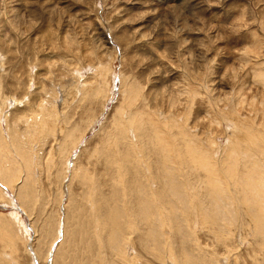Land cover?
Returning <instances> with one entry per match:
<instances>
[{"label": "rangeland", "instance_id": "1", "mask_svg": "<svg viewBox=\"0 0 264 264\" xmlns=\"http://www.w3.org/2000/svg\"><path fill=\"white\" fill-rule=\"evenodd\" d=\"M121 107L120 122L127 126L135 120L141 127L125 131V139L116 127ZM170 120L178 123L172 130L166 128ZM0 126V137L5 135L0 172L5 170L8 178L14 170L10 179L20 178L12 188L0 178V264H123L112 256L106 240L109 228L99 220L105 223V212L114 208L110 191L124 202V181L128 197L135 186L134 157L123 160L128 147L140 154L139 177L147 179L151 168L159 170L156 126L168 130L172 144L194 143L204 150L199 158L211 164L209 172H196L189 165L187 178H194L190 200L197 193L203 197V178L219 172L226 175L225 190L233 199L232 208L226 207L238 210L234 224L223 232L212 220H203L199 206L197 213L193 205L186 212L184 207L176 232L170 208L166 212L159 203L148 220H135L126 237L132 242L128 252L134 263L264 264V236L256 232L248 211L249 216L243 213V185L237 180L244 163L254 178L264 179V169L251 162L263 159L254 146L264 143V0H0ZM69 133L71 142L76 140L74 148L64 146ZM248 134L256 145L248 144L250 150L243 154L237 151L242 158L234 159L238 166L233 178L226 174L231 163L227 153L235 138L242 135L244 140ZM111 149L115 153L109 160ZM120 164L126 170L119 171ZM24 184L31 198L27 205L18 197ZM92 187L99 195L94 201L89 199ZM151 188L157 189L156 181ZM98 201L103 209L95 211ZM202 202L209 209L211 202ZM150 230H157L164 244L159 253L145 251ZM95 234L103 237L101 248L95 245ZM181 246L185 262L179 257Z\"/></svg>", "mask_w": 264, "mask_h": 264}, {"label": "bare ground", "instance_id": "2", "mask_svg": "<svg viewBox=\"0 0 264 264\" xmlns=\"http://www.w3.org/2000/svg\"><path fill=\"white\" fill-rule=\"evenodd\" d=\"M97 90V89H96ZM103 91H100V92H97L96 94H99V93H102ZM125 107H121V109H119L118 111V122H117V125L116 127L119 128V131L122 132L121 134V137L125 139V136L124 135V132L125 131H141V127L137 126V123H134V121H132L130 123V125H123V123L120 122V120H122V116L124 115L123 112H124V109ZM43 109V108H42ZM42 113H40V119H43V122L47 121L45 120L46 118V114L44 115L43 111L41 110ZM53 112V111H52ZM129 113V111H127ZM46 113V112H45ZM57 113V112H56ZM34 115V113H33ZM147 115V114H146ZM38 117V116H36ZM122 117V118H121ZM149 117V116H148ZM121 118V119H120ZM152 118V117H151ZM36 119V118H35ZM39 119V120H40ZM136 119V118H135ZM171 119V118H170ZM28 121V120H27ZM49 121V120H48ZM52 121V120H51ZM130 121V120H129ZM150 121V120H149ZM31 122V121H29ZM35 122V121H33ZM42 122V121H41ZM148 122V121H146ZM36 123V122H35ZM38 123V122H37ZM40 123V121H39ZM177 123V121H174V120H170V125L167 126L166 128L168 130H172L171 127L173 125H175ZM48 124V123H47ZM46 124V125H47ZM51 124V123H50ZM150 124V123H149ZM178 124V123H177ZM28 125V123H27ZM37 125H40L41 124H37ZM151 125V124H150ZM156 125V124H155ZM45 126V124H44ZM54 126V125H53ZM1 127V126H0ZM15 127V126H14ZM43 127V126H42ZM124 127V128H123ZM187 127V126H186ZM245 127V126H244ZM34 128V127H33ZM45 128V127H44ZM62 128V127H60ZM154 128H157V132L159 133V135L157 134V136H155L156 134L154 133L153 137L156 138V141H157V149H156V154L157 156L160 157V160L158 162H156V164H158V169L157 171H153V169L151 168V171H149V176L147 177V179L145 177H139L137 173L138 170H139V167H138V158L139 155H138V150L136 148H132V147H128L129 150L126 149V153L123 155V160L126 158L129 157V160H130V157L134 159L135 161L132 160V163H133V166L135 168L134 171H137L136 172V179L135 181H133L135 183V186H133L132 188H130V192H129V197H128V188L127 185L125 186V181H124V184H122V187L124 188L125 191H123V196L124 197V202L122 201V198L114 193V192H111L110 191V195L109 197H112L114 199V208L109 212H105V215L108 214L106 216V222L104 223L102 220H99V223L100 225H103V226H106L108 229V234H107V244H108V248L109 250L112 252V256H114L115 258L117 259H120L121 258V262H124L126 264H133L135 262V258H132L130 257L129 255V250H128V247H129V244L131 245V239L129 238H126L127 235L131 234L130 231L132 230V228L135 226V220H138V218H140L141 220H146L147 218L150 217V214H153L155 211H151L152 210V207H154V209H158V205L159 203L161 204L162 203V206L164 208V210H166V212L168 211L167 209L170 208L168 211V214L169 216L171 217L172 219V225H173V228L176 229L175 231L176 232H180V218L177 217L178 214H182L184 215V212H182L181 210H184V207H187L184 211H188V207L192 206L191 208L195 209L193 213H197L199 208L198 206L200 207V212L203 216V220L205 221V219L207 220H212V224L215 225V227L219 230H222L223 232L227 231L226 229H228L229 226H232L234 223V212L236 213L237 210L236 209H233V210H230V208H227L226 206H230V202H232L230 198V195L227 194V191L225 190V186H226V180H225V174H219L216 173V174H209L210 178L211 179H208L206 176L203 178L202 180V183L200 185V190L203 191L204 193V196L202 197V193L200 194H195L196 196V199L193 197L192 200H190V196H189V193L188 191L193 188L191 187L190 189V181L194 178H192L190 181L188 180L187 178V170L190 171V169L188 168L189 165L191 166V168H195L196 169V172H198L197 168L199 169V171L201 170V168H208L209 166H211V164L209 162V165L207 167V163L206 161H203L202 158H199V157H202V156H199L200 154H202L204 152V150L200 151V150H197L196 149V146L194 143L192 142H184L183 144V147H179L178 145L176 144H172L173 141L170 137V133L168 132V130H166L165 128L161 129L159 128L158 126L154 127ZM175 128V127H174ZM179 128H182L179 126ZM39 129V128H38ZM46 129V128H45ZM54 129V127H53ZM52 129V130H53ZM63 129V128H62ZM176 129V128H175ZM247 129V128H246ZM2 130V129H1ZM40 130V129H39ZM249 130V129H247ZM56 131V130H55ZM54 131V132H55ZM176 131H179V130H176ZM246 131V130H245ZM244 131V132H245ZM9 132V131H8ZM52 132V131H51ZM152 132V131H151ZM168 132V133H167ZM242 132V131H241ZM30 133V132H29ZM50 133V132H49ZM72 133V132H71ZM71 133L69 134H66L65 135V141H64V146L67 145L68 147H71L74 148L76 146V140H73L71 142ZM178 133V132H177ZM190 133V131H189ZM193 133V132H192ZM249 133V132H248ZM255 133V132H253ZM252 133V135H253ZM10 134V133H9ZM16 134V133H15ZM136 133H134L135 135ZM142 134V133H141ZM251 134V133H250ZM248 134V136L250 135ZM257 133L254 134V136L256 135ZM1 135V134H0ZM13 135V134H12ZM26 135V134H24ZM28 135V134H27ZM30 135V134H29ZM62 135V134H61ZM140 134H137V137L138 139L141 141V138L139 136ZM152 135V134H151ZM235 135V134H234ZM237 135V134H236ZM246 135V133H245ZM5 136V135H4ZM4 136H1L0 137V141H3L5 138ZM14 136V135H13ZM16 136V135H15ZM248 136H245L244 137V140L241 138L243 137L242 135H240V137H237L235 138V140H233V142L235 141L236 142V145H233V147L229 150V152L227 153V158H228V162H231L230 164L227 165V170L226 168L224 169V171L226 170V174L233 177V178H236L235 177V174H236V167L238 166L237 165V162L234 163V159L236 160V158L241 155H239L237 151H240L241 154L245 153L247 150V147H248V144L252 145V144H255V141L254 143L251 144L252 140H251V136H249L250 140L249 141V138ZM260 136V135H259ZM23 137V136H22ZM21 137V138H22ZM26 137V136H25ZM31 137V136H30ZM134 137V136H133ZM178 136H176V139H177ZM193 137V136H192ZM247 137V138H246ZM8 138H9V135H8ZM12 137H10L11 139ZM16 138V137H15ZM135 138V137H134ZM254 138H257V135L256 137ZM264 138V136L262 137ZM262 138H260L261 140H263ZM151 139V138H150ZM149 139V141H150ZM259 139V138H258ZM146 140V139H145ZM182 140V139H181ZM184 140V139H183ZM11 141V140H10ZM21 141V140H20ZM152 141V140H151ZM203 141V140H202ZM211 141V140H210ZM230 141V140H229ZM232 141V140H231ZM230 141V142H231ZM254 141V140H253ZM15 142V141H14ZM71 142V143H70ZM178 142H179V139H178ZM195 142V141H194ZM209 142V141H208ZM234 142V143H235ZM259 142V141H258ZM2 143V142H1ZM6 143V142H5ZM134 143V142H133ZM147 143V142H146ZM156 143V142H155ZM154 143V144H155ZM229 143V142H228ZM239 143V146L237 145ZM7 144V143H6ZM13 144V142L11 143ZM15 144H18L15 142ZM153 144V146H154ZM259 144L261 148H259L258 146H254L255 149L251 146L252 149H254L255 153H257L259 156L263 157L262 160H260V158L258 157V162L255 161V159H253L251 162H252V165L253 166H258L259 169L260 166L264 169V143L262 142V144L257 143ZM23 145V144H22ZM26 145V143H25ZM131 145V143H130ZM134 145V144H133ZM132 145V146H133ZM151 145V144H149ZM199 145V144H198ZM232 145V144H231ZM256 145V144H255ZM1 146H4V145H1ZM128 146V145H127ZM135 146V145H134ZM209 146V144H208ZM238 146V147H236ZM244 146V147H243ZM5 147V146H4ZM9 147V146H8ZM13 147V146H12ZM20 147V146H19ZM25 147V146H24ZM141 147V146H140ZM7 148V146H6ZM16 148V147H15ZM143 148V147H142ZM202 148V147H201ZM1 149V147H0ZM23 149V147L21 148ZM244 149V150H243ZM249 149V147H248ZM6 150V149H5ZM141 150V149H140ZM144 150V149H143ZM206 150V149H205ZM250 150V149H249ZM10 151V149H9ZM16 151V150H15ZM18 151V150H17ZM26 151V150H23V152ZM207 151V150H206ZM11 152V151H10ZM22 152V153H23ZM29 152V151H28ZM117 154H118V151H116ZM208 152V151H207ZM234 152H237V156H234ZM18 152H16L17 154ZM20 153V152H19ZM109 154L107 155L108 159L110 160L111 159V155H113L112 153H115L113 149H111L109 152ZM124 153V152H123ZM144 153V152H143ZM248 153V152H247ZM249 153H251V151H249ZM253 153V152H252ZM5 154V153H4ZM142 154V153H141ZM233 154V155H232ZM254 154V153H253ZM256 154V155H257ZM7 155V154H6ZM147 155V153H146ZM149 155H147L148 157ZM250 156V155H248ZM255 155H252L251 157H254ZM18 157V155H17ZM20 157H23V156H20ZM106 157V158H107ZM113 157V156H112ZM250 157V158H251ZM257 157V156H256ZM14 158V156H13ZM19 158V157H18ZM25 158V156H24ZM121 158V159H122ZM143 159V157H141ZM198 158V159H197ZM242 158V157H240ZM239 158V159H240ZM247 158V157H246ZM249 158V160H251ZM23 159V158H22ZM116 159L115 157L112 159L114 160ZM120 159V160H121ZM1 160V159H0ZM4 160V159H3ZM21 160V159H20ZM53 160V159H52ZM107 160V159H106ZM141 160V159H140ZM206 160V159H204ZM225 160V162H226ZM231 160V161H230ZM242 160V159H241ZM17 161V160H16ZM28 161V160H27ZM114 161H117V160H114ZM143 163H144V160H142ZM148 161V160H147ZM243 161V160H242ZM5 162V161H3ZM7 162V161H6ZM11 162V161H10ZM21 162H24L23 160ZM31 162V161H30ZM122 162V160H121ZM224 162V163H225ZM249 162V161H248ZM250 162V163H251ZM254 162V163H253ZM13 163V162H12ZM20 164V162H18ZM25 163V162H24ZM107 163V162H106ZM244 163V161H243ZM248 163L247 166L250 164ZM4 164V163H3ZM17 164V163H15ZM26 164V163H25ZM109 164L110 167H113L110 162L107 163ZM147 166L151 167V163L150 162H147ZM234 164H236V166H234ZM13 165V164H12ZM130 165V164H129ZM143 165V164H141ZM244 165H246L244 163ZM241 164V167L243 168L242 171L239 172V175H238V181L241 180V184L240 185H243L240 187L239 189V193L241 195V202L240 203L241 205H244L245 207H243L245 210L243 211L244 215H247L248 213L250 214V218L252 219L251 221L253 222L254 224V227H255V230L256 232H258L259 234L262 235V237L264 236V186H263V181L264 179H262L261 177L259 178H254L251 173H249V171H247V167L244 166ZM0 166H2L0 164ZM9 166V165H8ZM14 166V165H13ZM18 166V165H17ZM30 166V164H29ZM126 166V165H125ZM128 166V165H127ZM223 166V165H222ZM226 166V165H224ZM252 166V167H253ZM3 167V166H2ZM15 167V166H14ZM108 167V166H106ZM118 167H120L119 171H121V169H125L124 166L122 167V164H120ZM141 167V166H140ZM251 167V166H250ZM251 167V168H252ZM255 167H254V170H255ZM10 168V167H9ZM8 168V169H9ZM21 168V167H20ZM26 167H24L23 169L25 170ZM30 168V167H29ZM128 168V167H127ZM211 168V167H209ZM206 169L207 171L209 170ZM250 168V169H251ZM16 169V167H15ZM111 169V168H109ZM117 169V168H116ZM132 169V168H131ZM145 169V168H144ZM194 169V170H195ZM203 169V170H204ZM249 169V170H250ZM253 169V168H252ZM27 170V169H26ZM30 170V169H29ZM126 170V169H125ZM142 170V169H140ZM147 170V169H146ZM145 170V171H146ZM258 170V169H257ZM256 170V171H257ZM11 171V170H9ZM118 171V172H119ZM144 171V172H145ZM210 171V170H209ZM208 171V172H209ZM12 172V171H11ZM28 172V171H27ZM113 172V171H112ZM143 172V171H142ZM148 172V170H147ZM212 172V171H211ZM214 172V171H213ZM259 173V170L257 171ZM263 172V171H262ZM116 173V171H115ZM131 173V172H129ZM135 173V172H133ZM141 173V172H140ZM146 173V172H145ZM204 173V172H203ZM225 173V172H224ZM14 170H13V174L14 175ZM19 174V173H18ZM120 174V173H119ZM127 174V173H126ZM11 175V176H12ZM20 175V174H19ZM18 175V176H19ZM113 175V174H112ZM135 174H133L132 176H134ZM264 175V173H263ZM11 176H9L7 178V172L4 170H2V172H0V178L2 179V182L5 184V185H8L9 188H12L14 186L15 183H17V181L20 180V178H17V179H10ZM28 176H31V175H28ZM117 176V175H116ZM258 176V175H257ZM259 176H262V174H259ZM16 177V175H15ZM110 177V176H109ZM122 177V175H121ZM135 177V176H134ZM190 177V176H189ZM198 177V176H196ZM253 177V178H252ZM7 178V179H6ZM28 178V177H27ZM128 178V177H127ZM216 178V179H214ZM241 178V179H240ZM126 179V177H125ZM133 180V179H132ZM1 181V180H0ZM28 181V180H27ZM111 181V180H110ZM113 181V180H112ZM153 181H156V185H157V189L156 190H152L151 188V184L153 183ZM30 182V181H29ZM119 182V181H118ZM149 183V186H150V189H149V186H148V183ZM152 182V183H151ZM195 182V180L193 181ZM200 182V181H199ZM258 182L260 183L258 185ZM32 183V182H31ZM88 183H89V179H88ZM117 183V182H116ZM123 183V181L121 182ZM111 184V183H110ZM114 184V183H112ZM193 184V183H192ZM200 184V183H199ZM262 184V185H261ZM134 185V184H133ZM155 185V184H154ZM198 185V183H197ZM232 185V184H230ZM121 186V184H120ZM131 186V185H130ZM194 186V185H193ZM122 187L119 189L121 192H122ZM156 187V186H155ZM25 188V184H24V187L23 188H20V192L18 194V199H20V204L22 203V201H24V204L27 205L26 201H30V196L27 195V192L24 190ZM237 188V187H236ZM90 189V188H89ZM92 187V191H91V195H90V200L94 201L96 198H97V195H98V192ZM227 189V187H226ZM19 190V189H18ZM110 190V189H109ZM114 190V189H113ZM118 190V189H117ZM116 190V192H117ZM89 191V190H87ZM193 191V189H192ZM191 191V192H192ZM230 191V190H228ZM89 193V192H88ZM118 193V192H117ZM87 194V193H86ZM112 194V195H111ZM238 194V193H237ZM102 195V194H101ZM3 194L2 192L0 191V198H2ZM99 196V195H98ZM193 196V194H192ZM118 197V198H117ZM111 198V199H112ZM87 199V198H86ZM202 199L206 200V201H209L211 202V205L209 204V209L207 210H204L203 209V202H202ZM88 200V199H87ZM157 200H158V203H157ZM112 201V200H111ZM134 203V201L136 202L134 205L132 204V202ZM99 202H97V205H95L96 207L94 208L95 211H100V207H102L101 205H99ZM23 204V203H22ZM23 204V205H24ZM90 204H93L91 203L90 201ZM103 204V203H102ZM108 204V203H107ZM106 204V205H107ZM125 204V205H124ZM105 205V204H103ZM105 205V206H106ZM113 205V204H111ZM29 206V205H28ZM27 206V207H28ZM134 206L137 207V210H134ZM167 206V207H166ZM111 207V206H110ZM119 207H123L122 211H123V214L121 212L118 211ZM165 207L167 209H165ZM232 208V206H230ZM234 207V205H233ZM105 208V207H104ZM103 209V207H102ZM191 210V209H190ZM248 213H247V211ZM107 211V210H106ZM103 212V211H102ZM92 213V212H91ZM101 213V212H100ZM133 213H137V217H133ZM102 215V214H101ZM159 215H161V213L159 212ZM243 215V214H242ZM97 216L98 217V213H95L94 217ZM162 216V215H161ZM249 216V215H247ZM94 217H93V220H94ZM102 217V216H101ZM154 217V216H153ZM96 218V217H95ZM242 218V217H241ZM101 219V218H100ZM184 219V218H183ZM96 223L95 225H99L98 224V218L96 219ZM148 220V219H147ZM152 220V219H151ZM167 220V218H166ZM161 222V220H159ZM165 219L162 218V222L164 223ZM203 221V222H204ZM250 221V222H251ZM177 222V223H176ZM162 223V225H163ZM165 225V224H164ZM154 226H157L155 225L154 223ZM169 226V225H168ZM162 227V226H161ZM164 227V226H163ZM105 228V227H104ZM230 228V227H229ZM136 229V228H135ZM151 229V228H150ZM182 230V229H181ZM229 230V229H228ZM9 231V230H8ZM218 231V230H217ZM157 232V230L153 231V230H150L148 233H146L145 237H144V245H146L145 247V251L146 253H150L151 251H156L159 253V250H161L162 247H164L162 241H160L159 237L157 236L158 235V232L157 234L155 233ZM183 232V231H182ZM219 232V231H218ZM221 232V231H220ZM95 233V232H94ZM9 234V233H8ZM102 234V233H101ZM222 234V232L220 233ZM7 235V234H6ZM191 235V234H190ZM187 236V235H186ZM260 236V235H259ZM5 237V235H4ZM188 237V236H187ZM103 237L100 235V234H95L93 236V239L95 241V245L98 246L99 245V248H101V243H102V239ZM159 238V239H158ZM9 239L11 240V238L9 237ZM184 239V238H183ZM262 239V238H261ZM13 240V239H12ZM264 240V239H262ZM183 241V240H182ZM189 241V240H188ZM91 242V241H90ZM186 242V238H185V241L183 242L185 244ZM222 242V241H221ZM224 242V241H223ZM13 243V242H12ZM148 243H151V246L149 247V249H147V244ZM182 243V244H183ZM143 244V243H142ZM93 245V244H92ZM263 245H264V242H263ZM95 246V247H96ZM195 246V245H194ZM167 247V246H166ZM171 245H168V250H170ZM264 247V246H263ZM182 250L180 251L179 253V257L181 258V260L183 262H185V257H186V249L183 248V246H181ZM195 248V247H194ZM98 250V247L96 248ZM165 249V248H164ZM167 249V248H166ZM197 249V248H196ZM229 251V250H228ZM171 252V253H170ZM169 255L172 254V258L175 259V254L174 252L170 251ZM213 252V251H212ZM227 252V251H226ZM100 253V251H97L96 255H98ZM167 253V252H165ZM163 254V253H162ZM100 255V254H99ZM153 255V254H152ZM102 256V255H101ZM159 258H161L158 254ZM100 258V257H99ZM176 260H177V257H176ZM179 260V259H178ZM102 261L104 262L103 258H102ZM119 261V260H118ZM160 261V260H158ZM100 262H101V259H100ZM181 262V261H180ZM112 263V262H111ZM123 263V264H124ZM164 263V262H163ZM179 263V262H178ZM135 264V263H134Z\"/></svg>", "mask_w": 264, "mask_h": 264}]
</instances>
